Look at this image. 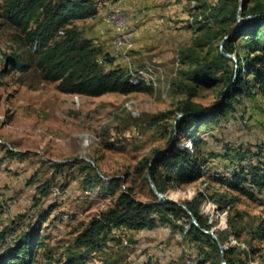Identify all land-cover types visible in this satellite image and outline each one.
Returning <instances> with one entry per match:
<instances>
[{"label": "rangeland", "instance_id": "rangeland-1", "mask_svg": "<svg viewBox=\"0 0 264 264\" xmlns=\"http://www.w3.org/2000/svg\"><path fill=\"white\" fill-rule=\"evenodd\" d=\"M86 1L99 13L71 26L102 50L106 69L128 70L150 89L98 97L62 93L36 70L12 69L7 57L31 45L0 18V253L39 226L32 264H66L76 254H86V264H222V252L186 234L192 219L183 214L177 225L184 231L162 223L142 231L113 227L97 249L76 240L115 208L126 188L140 201H154L150 166L172 137L181 138V104L195 85L190 74L222 51L242 0ZM255 1H247L245 13ZM226 66L212 68L213 85L197 86L193 107L212 108L222 99ZM195 134L198 145L188 136L180 141L205 162V176L166 193L180 202L200 198L203 218L224 235L226 259L264 264V191L250 187V199L217 179L232 176L238 164L264 168V96L255 89L226 118ZM113 178L120 182L110 189Z\"/></svg>", "mask_w": 264, "mask_h": 264}, {"label": "trees", "instance_id": "trees-1", "mask_svg": "<svg viewBox=\"0 0 264 264\" xmlns=\"http://www.w3.org/2000/svg\"><path fill=\"white\" fill-rule=\"evenodd\" d=\"M247 1L243 12L239 13L246 19L241 25L239 18L236 20V25L227 35L233 36L225 40L223 47L225 52L235 54L237 61L218 51L209 63L201 65L190 74L195 85L188 86L187 100L181 104L185 116L179 123L178 133L181 138L190 137L195 145L200 142L195 138V131L203 125L219 123L226 118L243 96L253 95L255 89L264 96V0H256L248 14L245 13ZM98 13L99 7L86 0H3L0 18L23 33L31 45L28 51L14 52L7 57L12 69L22 73L36 70L43 80L58 82L57 89L66 94L98 97L107 93L129 94L150 89L138 75H128V70L106 69L103 65L105 62L100 58L102 50L95 46L93 40L84 37L79 29L71 26L75 20L94 17ZM108 61L112 60L108 58ZM231 61L234 66L228 65ZM225 64L228 68L222 99L212 108L193 107L191 101L196 96L197 86L213 85L216 80L212 68L216 65L223 67ZM180 139L172 137L174 147L163 159L150 166L152 178L162 193H166L171 186L192 183L205 176V162L199 161L195 153L182 146ZM235 154L240 153L235 151ZM236 159L239 160L240 156L236 155ZM247 168L238 164V170H234L232 176L217 179L226 183L230 190L254 199L255 194L250 187L264 191L263 163ZM94 177L88 174L89 187H94ZM119 182L120 178H113L108 188L113 189ZM183 203L195 215L201 228L212 229V225L207 224L200 212V198ZM181 214L192 219L189 212L178 204L159 201L157 196L151 202L140 201L132 188L128 187L119 196L115 208L93 219L90 226L80 233L76 245L97 249L105 241L107 231L113 227L125 226L142 231L154 229L158 223H162L184 231L183 227L177 225ZM201 228L192 224L191 220L186 234L197 241L210 242L220 255L217 241ZM259 228L264 236V222ZM39 232L38 226L33 232L17 238L12 246L0 253V264H32L38 251ZM217 234L224 242L223 233ZM87 259L86 254H76L66 264H86ZM227 262L233 264L228 258Z\"/></svg>", "mask_w": 264, "mask_h": 264}, {"label": "water", "instance_id": "water-1", "mask_svg": "<svg viewBox=\"0 0 264 264\" xmlns=\"http://www.w3.org/2000/svg\"><path fill=\"white\" fill-rule=\"evenodd\" d=\"M245 3H246V0H242V4H241V7H240V13H241V11L244 9ZM238 17H239V25H241V24L244 22V20H245L246 18H245V17H242L241 14H239ZM231 36H233V34L227 36V37L225 38V40L228 39V38L231 37ZM225 40H224L223 43H222V48H223V44L225 43ZM222 53H223L225 56H227V57H229V58H232V59H234V60L237 61V56H236L235 54L227 53V52H225L223 49H222ZM184 116H185V114L182 115V117H184ZM182 117H181V118H182ZM180 121H181V120H179V122H178V126H179ZM174 145H175V144L173 143V144H171V146H170L168 149H166V150L160 152V154L154 159V162H153V163H156V162H158L159 160L163 159V158L168 154V152L170 151V149H171L172 147H174ZM92 163H94V162L92 161ZM149 178H150L151 185H152V188H153L155 194L159 197V201L172 202V203L178 204L179 206L183 207V208H184L186 211H188L189 214L191 215V218H192V224H194V225H196V226H198V227L201 228V226H200V224H199L197 218H196L195 215L189 210V208L187 207V205H185L183 202H180V201H178V200L172 198V197L169 196L167 193H162V192H160V191L158 190L157 186H156L155 181H154L153 178H152L151 173H150V175H149ZM201 230H202L204 233L211 235V236L217 241V243L219 244V247H220V249H221V252H222V264H228L227 259H226V257H225V246H224V244L222 243L221 239L219 238L217 232H216L215 230H209V229H205V228H201Z\"/></svg>", "mask_w": 264, "mask_h": 264}, {"label": "built area", "instance_id": "built-area-1", "mask_svg": "<svg viewBox=\"0 0 264 264\" xmlns=\"http://www.w3.org/2000/svg\"><path fill=\"white\" fill-rule=\"evenodd\" d=\"M119 18L122 19V20L124 21V19H123V14H120V15H119ZM131 21H133L132 18H131ZM130 30H131V28H130ZM114 45H115V44H114Z\"/></svg>", "mask_w": 264, "mask_h": 264}, {"label": "bare ground", "instance_id": "bare-ground-1", "mask_svg": "<svg viewBox=\"0 0 264 264\" xmlns=\"http://www.w3.org/2000/svg\"><path fill=\"white\" fill-rule=\"evenodd\" d=\"M123 45V41L118 42V46L121 47ZM120 49V48H119Z\"/></svg>", "mask_w": 264, "mask_h": 264}, {"label": "crops", "instance_id": "crops-1", "mask_svg": "<svg viewBox=\"0 0 264 264\" xmlns=\"http://www.w3.org/2000/svg\"><path fill=\"white\" fill-rule=\"evenodd\" d=\"M137 20V19H136Z\"/></svg>", "mask_w": 264, "mask_h": 264}]
</instances>
